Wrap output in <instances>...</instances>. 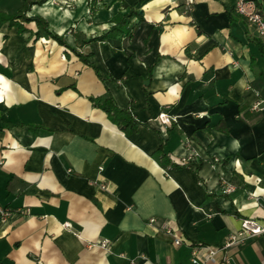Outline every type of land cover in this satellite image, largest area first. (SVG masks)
<instances>
[{
  "label": "crops",
  "instance_id": "1",
  "mask_svg": "<svg viewBox=\"0 0 264 264\" xmlns=\"http://www.w3.org/2000/svg\"><path fill=\"white\" fill-rule=\"evenodd\" d=\"M123 3L142 18L133 33L81 46L128 12ZM235 3L34 5L28 15L67 46L30 37L33 22L24 33L0 27V209L9 213H0V264H193V247L222 245L244 218L264 220V58ZM88 52L95 68L78 55ZM107 93L136 131L95 104ZM160 149L181 167L161 166ZM227 255L216 264H264V234Z\"/></svg>",
  "mask_w": 264,
  "mask_h": 264
},
{
  "label": "trees",
  "instance_id": "2",
  "mask_svg": "<svg viewBox=\"0 0 264 264\" xmlns=\"http://www.w3.org/2000/svg\"><path fill=\"white\" fill-rule=\"evenodd\" d=\"M47 0H21V4L16 12L14 13H5L0 9V27L8 22L10 27H14L19 33H24L27 31L26 24L33 22L36 26V30L31 33L30 37H34L35 40L40 38H51L56 40L59 44L67 46V43L62 35L57 34L49 28L48 21L41 16H29L28 12L34 5H42ZM144 1V0H140ZM257 4L260 12L263 13L264 19V0H254ZM98 0H89L90 12L93 13L96 8ZM123 7L128 9V12L125 14L118 13L116 14L111 22L113 23L110 27L109 31L104 33L101 36L91 38L88 41L82 42L80 45H90L93 42L100 41L106 38H113L117 41H121L124 37L130 36L136 28V23H133L135 18H138V22L142 21L140 14L132 7H129L127 4L123 3ZM230 19L233 18L232 13H229ZM254 43L256 44L259 54L264 58V47L259 38H254ZM91 52L86 54L78 53L81 60L94 67L89 58L91 56ZM95 68V67H94ZM95 104L102 108L110 119L116 123L126 134L133 133L138 128V123L134 120L131 113L123 108H120L114 102L112 96L107 93L106 96L102 98H97L95 100ZM241 115H244V110H240ZM263 117L262 114L257 115L255 118L250 120V124H254L256 121ZM10 124H6L5 127H9ZM216 128L224 133H227L226 127L223 124H219ZM35 131L46 130L47 132L53 131L52 129H45L42 126H38L33 128ZM156 158L161 166L163 167H172V168H180L181 166L173 163L169 158L162 154V150L160 149L156 153ZM197 169L200 165H196Z\"/></svg>",
  "mask_w": 264,
  "mask_h": 264
},
{
  "label": "built area",
  "instance_id": "3",
  "mask_svg": "<svg viewBox=\"0 0 264 264\" xmlns=\"http://www.w3.org/2000/svg\"><path fill=\"white\" fill-rule=\"evenodd\" d=\"M178 1V0H174ZM187 7H192L193 0H184ZM235 11L243 16L252 26L255 27L257 34L264 43V19L263 13L257 7L254 0H236ZM260 103L254 105V110H260ZM162 121L171 125L172 118L162 114ZM184 165V162H181ZM232 188H228L226 191L230 192ZM264 199V194H263ZM0 213L3 216L9 213L6 210L0 209ZM155 219H151L150 222L153 223ZM65 228H70L68 222L64 223ZM166 232L174 236V243L180 245L182 243V238H180L174 230L167 228ZM264 234V220L260 221L257 219L244 218L240 221V228L238 231L232 233L229 239L220 246H204V247H193L191 262L193 264H216L220 261L229 263V258L227 255V250L234 244H245L247 241L254 239L260 235ZM108 241L103 240L100 245L105 247ZM204 249L206 254L204 257L200 256V250Z\"/></svg>",
  "mask_w": 264,
  "mask_h": 264
}]
</instances>
